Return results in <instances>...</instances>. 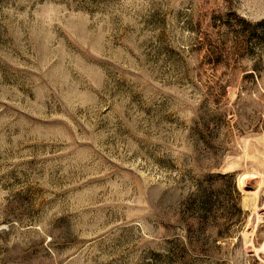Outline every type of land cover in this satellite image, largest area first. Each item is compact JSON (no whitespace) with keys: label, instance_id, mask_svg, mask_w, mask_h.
I'll use <instances>...</instances> for the list:
<instances>
[{"label":"rangeland","instance_id":"374dc122","mask_svg":"<svg viewBox=\"0 0 264 264\" xmlns=\"http://www.w3.org/2000/svg\"><path fill=\"white\" fill-rule=\"evenodd\" d=\"M0 264H264V0H0Z\"/></svg>","mask_w":264,"mask_h":264}]
</instances>
